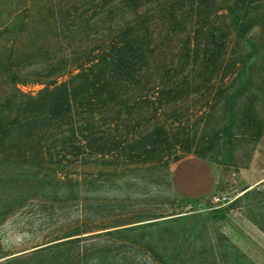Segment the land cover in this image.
Wrapping results in <instances>:
<instances>
[{"label":"trees","instance_id":"1","mask_svg":"<svg viewBox=\"0 0 264 264\" xmlns=\"http://www.w3.org/2000/svg\"><path fill=\"white\" fill-rule=\"evenodd\" d=\"M102 4L105 34L61 81L65 61L48 58L27 70L16 58L35 17L31 0H0V216L29 205L40 215L53 205L29 198L46 193L61 202L52 209L66 212L31 256L90 264L99 243L161 225V214L109 227L110 218L88 217L82 200L101 188L99 176L125 179L185 154L235 163L236 152L249 158L264 137V0ZM59 7L51 6L52 21ZM25 85L41 89L26 94L18 88ZM81 167L103 171L85 175ZM256 189L264 196V185ZM143 221L150 222L107 231Z\"/></svg>","mask_w":264,"mask_h":264},{"label":"rangeland","instance_id":"2","mask_svg":"<svg viewBox=\"0 0 264 264\" xmlns=\"http://www.w3.org/2000/svg\"><path fill=\"white\" fill-rule=\"evenodd\" d=\"M114 1L31 0V13L35 17L29 19V31L19 42L18 62L29 70L48 58L63 60L66 63L62 67L61 81L66 80L69 74L76 72L75 66L85 59L87 51L105 34L99 23L101 4L104 2V9L109 10L108 5ZM57 3L60 15L52 21L49 11ZM45 46L48 53H44ZM175 46L174 43L170 49L165 47L164 56L170 58ZM33 49L34 57L31 56ZM18 88L23 93L35 94L41 86ZM235 158V163L222 164L219 160L211 162L185 154L176 160L170 159L160 168L127 173L125 179L99 176L101 188L89 192L82 200L86 203L88 217L110 218L103 223L106 227L128 223L138 217L159 214L163 217L159 226L124 234L120 236L121 241L99 243L100 254L90 264H264V233L250 219L264 224V196L256 189L264 185V137L254 146L249 158L239 152ZM183 162H188L191 168L212 171L214 187L202 199H180L184 197L171 189V172ZM79 170L86 175L103 171V168L81 167ZM117 180L121 187L118 190L110 188L108 181ZM248 190L249 196L241 198ZM46 194L48 197L29 199L32 203L52 204V208L62 206L59 201L52 203L54 193ZM211 195L225 196L227 201L218 207L211 206ZM52 208L39 215L29 205L18 213L0 216V264L12 259L17 260L8 264H75L74 261L65 262L54 253L31 256L34 250L44 247L41 240L48 228L65 218L64 209ZM147 222L150 221L125 224L107 231Z\"/></svg>","mask_w":264,"mask_h":264},{"label":"crops","instance_id":"3","mask_svg":"<svg viewBox=\"0 0 264 264\" xmlns=\"http://www.w3.org/2000/svg\"><path fill=\"white\" fill-rule=\"evenodd\" d=\"M189 167L188 162L180 163L171 172V189L180 194V199L199 200L207 195L214 187V175L212 171Z\"/></svg>","mask_w":264,"mask_h":264},{"label":"built area","instance_id":"4","mask_svg":"<svg viewBox=\"0 0 264 264\" xmlns=\"http://www.w3.org/2000/svg\"><path fill=\"white\" fill-rule=\"evenodd\" d=\"M227 201V198L225 196H220V195H211L209 198V203L211 206H221L225 204Z\"/></svg>","mask_w":264,"mask_h":264}]
</instances>
